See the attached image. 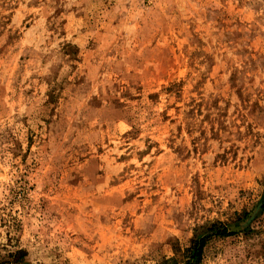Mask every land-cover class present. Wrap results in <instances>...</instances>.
Here are the masks:
<instances>
[{
    "label": "rangeland",
    "instance_id": "374dc122",
    "mask_svg": "<svg viewBox=\"0 0 264 264\" xmlns=\"http://www.w3.org/2000/svg\"><path fill=\"white\" fill-rule=\"evenodd\" d=\"M263 205L264 0H0V262L264 264Z\"/></svg>",
    "mask_w": 264,
    "mask_h": 264
},
{
    "label": "trees",
    "instance_id": "16d2710c",
    "mask_svg": "<svg viewBox=\"0 0 264 264\" xmlns=\"http://www.w3.org/2000/svg\"><path fill=\"white\" fill-rule=\"evenodd\" d=\"M264 211V205L262 206ZM236 227L233 229L230 228L227 224L215 223L208 228V232L213 233L212 238H226L234 235L236 233ZM208 237V238H209ZM204 247V240H200L199 242L193 241L190 248L185 251V261L182 264H199L201 261V254ZM0 264H9L7 262H0Z\"/></svg>",
    "mask_w": 264,
    "mask_h": 264
}]
</instances>
